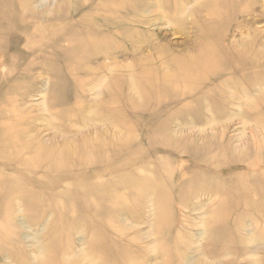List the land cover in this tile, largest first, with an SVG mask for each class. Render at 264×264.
<instances>
[{
    "label": "rangeland",
    "instance_id": "1",
    "mask_svg": "<svg viewBox=\"0 0 264 264\" xmlns=\"http://www.w3.org/2000/svg\"><path fill=\"white\" fill-rule=\"evenodd\" d=\"M200 1L0 0V264H264V0L247 78L176 83Z\"/></svg>",
    "mask_w": 264,
    "mask_h": 264
},
{
    "label": "bare ground",
    "instance_id": "2",
    "mask_svg": "<svg viewBox=\"0 0 264 264\" xmlns=\"http://www.w3.org/2000/svg\"><path fill=\"white\" fill-rule=\"evenodd\" d=\"M213 0H205L206 3L210 4ZM242 0H217V3H212L209 7L210 8V15L213 17H209V20L206 23V36L203 38L202 45L203 49L200 52V56L207 58V60L199 67L196 68H181L177 71L176 75V83L180 81H188L197 83L199 86H202L203 84H207V82L211 80H220V78L224 75H230V76H241V77H248L250 74V70L254 66V62L246 63L244 60L252 55L250 59L253 58L254 55V49L249 47L247 50L243 51L237 48V44H231L228 46H223L221 41L222 37L219 36V31L217 28L218 24L225 18H227L228 15H232L236 8H238V4ZM197 2H201L200 0H197ZM26 3L21 1L19 3V6L22 8H25ZM7 7L0 6V12H5L6 14ZM19 13V12H18ZM19 14H23L26 17L30 16L29 14H25L24 11L20 12ZM215 17V20L210 21ZM215 23L217 25H215ZM28 27V26H26ZM212 39V41H211ZM227 51L224 56H221L219 53ZM213 54H217L218 57L214 58ZM259 70L264 69V65L260 64ZM195 89H188L184 90V92L181 91V94L179 93V97L187 92H194ZM178 92V91H176ZM199 168L202 170L208 171L214 169L212 166H203L200 165ZM97 172L93 173V176H96ZM244 175V174H242ZM241 184V183H240ZM261 186H263V180H260L259 183ZM201 188V187H200ZM213 189L209 187V191H212Z\"/></svg>",
    "mask_w": 264,
    "mask_h": 264
}]
</instances>
